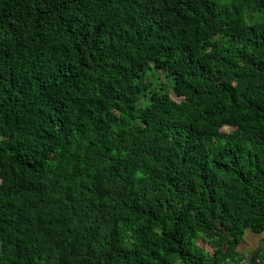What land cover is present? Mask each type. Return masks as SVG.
Returning a JSON list of instances; mask_svg holds the SVG:
<instances>
[{
    "label": "trees",
    "instance_id": "obj_1",
    "mask_svg": "<svg viewBox=\"0 0 264 264\" xmlns=\"http://www.w3.org/2000/svg\"><path fill=\"white\" fill-rule=\"evenodd\" d=\"M247 232L264 0H0V264H240Z\"/></svg>",
    "mask_w": 264,
    "mask_h": 264
},
{
    "label": "crops",
    "instance_id": "obj_2",
    "mask_svg": "<svg viewBox=\"0 0 264 264\" xmlns=\"http://www.w3.org/2000/svg\"><path fill=\"white\" fill-rule=\"evenodd\" d=\"M262 235H257L252 232H247L244 241L240 246V252L243 254H250L253 250L258 247L262 239Z\"/></svg>",
    "mask_w": 264,
    "mask_h": 264
},
{
    "label": "rangeland",
    "instance_id": "obj_3",
    "mask_svg": "<svg viewBox=\"0 0 264 264\" xmlns=\"http://www.w3.org/2000/svg\"><path fill=\"white\" fill-rule=\"evenodd\" d=\"M147 79H149L150 81H153L154 82V77L151 76V75H147ZM161 81L164 82V84H166V89L169 91L171 97L173 98V100L177 101V102H181L182 101V98L176 96L172 90V85L170 83L169 80H167L165 78V76L161 75Z\"/></svg>",
    "mask_w": 264,
    "mask_h": 264
},
{
    "label": "water",
    "instance_id": "obj_4",
    "mask_svg": "<svg viewBox=\"0 0 264 264\" xmlns=\"http://www.w3.org/2000/svg\"><path fill=\"white\" fill-rule=\"evenodd\" d=\"M264 249V241L256 247L253 252L240 264H249L251 263L259 254L260 252Z\"/></svg>",
    "mask_w": 264,
    "mask_h": 264
},
{
    "label": "built area",
    "instance_id": "obj_5",
    "mask_svg": "<svg viewBox=\"0 0 264 264\" xmlns=\"http://www.w3.org/2000/svg\"><path fill=\"white\" fill-rule=\"evenodd\" d=\"M255 264H264V258L257 259Z\"/></svg>",
    "mask_w": 264,
    "mask_h": 264
}]
</instances>
